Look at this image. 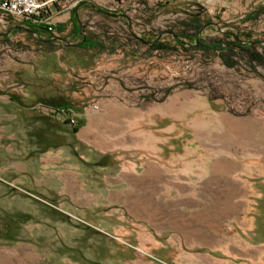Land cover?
<instances>
[{"label":"rangeland","instance_id":"rangeland-1","mask_svg":"<svg viewBox=\"0 0 264 264\" xmlns=\"http://www.w3.org/2000/svg\"><path fill=\"white\" fill-rule=\"evenodd\" d=\"M55 6V36L102 46L0 35V264H264V43L228 66L187 38L264 40V0ZM166 31L192 44L143 41Z\"/></svg>","mask_w":264,"mask_h":264},{"label":"trees","instance_id":"trees-1","mask_svg":"<svg viewBox=\"0 0 264 264\" xmlns=\"http://www.w3.org/2000/svg\"><path fill=\"white\" fill-rule=\"evenodd\" d=\"M72 14L74 15V17H72L73 20H76L78 21V17L76 15V12L75 10L72 12ZM24 24L26 27H30L32 28L33 30L36 31V34L39 35V32L37 29H41L43 31H45L46 33L49 34L50 37L52 36H55L54 32L56 29V27L54 25H52L54 31H49L48 30V26L46 25H42V24H32V23H22ZM188 25V30H193V33L191 35H189V37H187L188 35H184L186 36L187 38H190V39H193V43L195 44H198L200 46H204V47H207V48H212L214 49L215 51H219L220 52V55L223 56V52L225 51H228V50H234V49H239V50H248L252 47H254L253 45L251 44H247V45H244V44H241L239 43L238 41H236L235 39H232V40H225V39H220V40H217V41H214L211 43V46L209 45H206V44H202L201 41H200V37L198 38L197 40V35L199 33V30L201 28V20L199 17H195V18H192L189 23H187ZM81 30L82 34L80 35L79 34V31ZM74 38L73 39H80V40H83V43L78 45L79 47L83 48L84 50H93V49H97L99 47H101L102 43L99 42V41H96L95 39L91 38V37H88L83 29L81 28L80 29V22H79V25H77L75 28H74ZM176 34V37H174V41H176L178 44H181V45H184L183 47H186L189 45V44H192L190 42H184L181 38L183 37V35L179 34V33H175ZM191 36V37H190ZM165 45L162 44V43H159V42H156L154 43L153 47L155 49H163L165 48L164 47ZM224 58L226 64H228V66H233V64L226 58V57H222ZM47 106H53V107H56V106H61L64 108V106H72L71 103L69 102H65L63 101L62 99L60 98H55V97H51L49 102L46 103ZM43 119L44 120H48V117H45L43 116ZM66 122V121H65ZM82 123V122H81ZM68 124V123H67ZM45 125L47 126L48 125V122L46 121ZM79 128H80V125L78 126H73L72 127V130L74 133H77L79 131Z\"/></svg>","mask_w":264,"mask_h":264},{"label":"built area","instance_id":"built-area-1","mask_svg":"<svg viewBox=\"0 0 264 264\" xmlns=\"http://www.w3.org/2000/svg\"><path fill=\"white\" fill-rule=\"evenodd\" d=\"M60 0H0V27L8 26V19L17 22L42 24L48 26L49 31H54L52 27L53 11L51 8ZM94 108H98L94 105ZM62 113L68 114L69 124L75 126V113L62 109ZM66 121V119H64Z\"/></svg>","mask_w":264,"mask_h":264},{"label":"water","instance_id":"water-1","mask_svg":"<svg viewBox=\"0 0 264 264\" xmlns=\"http://www.w3.org/2000/svg\"><path fill=\"white\" fill-rule=\"evenodd\" d=\"M84 3H90V1H84V2H82L81 4H84ZM199 6H200L201 9L203 8V6H202L201 4H199ZM91 7H92L94 10H96V11H98V12H100V13L111 14V15L116 16V17L120 16L119 14H112V13H110V12H106V11H104V10L98 8V7H97L96 5H94V4H91ZM78 9H79V6H77V7L74 9L75 12H76V15H77V11H78ZM208 24H209L210 26H214L218 31L224 32V31L219 27V25H218L217 23H215V22H210V23H208ZM16 28H17L18 31L25 30V31L30 32L31 34H36V31H35V30H33V29L30 28V27H26V26H24V25L17 26ZM3 34H4V32H0V35H3ZM165 34H171L173 37H176V34H175L173 31H168V32L166 31V32H162V33H160V34L156 37V39L153 40V41H145V40H143V41L146 42L147 44L152 45V44L156 43V42L159 40V38H160L161 36L165 35ZM199 36H200V32L198 33L197 40H198ZM233 37H234V39H235L236 41H238L239 43L244 44V45H247V44H251V45H253V44H263V43H264V40H256V41H252V40H243L238 34H233ZM47 40H48V41H52V40H53V41H57V40H60V41L63 42V43H62L63 46H78V45L82 44L83 41H84V39H83V40L75 41V42H74V41H72V40H70V39H68V38L59 37V36H52L51 38H49V39H47Z\"/></svg>","mask_w":264,"mask_h":264},{"label":"flooded vegetation","instance_id":"flooded-vegetation-1","mask_svg":"<svg viewBox=\"0 0 264 264\" xmlns=\"http://www.w3.org/2000/svg\"><path fill=\"white\" fill-rule=\"evenodd\" d=\"M17 26H21V24H19V25H16V24H9L7 27H6V31H4V34L2 35V36H8V35H10V34H12V33H15V32H17ZM38 30V32H39V34H42V35H45V38L46 39H49V37H48V34L45 32V31H43V30H41V29H37ZM79 34L81 35L82 34V32H81V30L79 31ZM72 36V37H71ZM59 37H62V36H59ZM70 37L73 39L74 38V32H72V34L70 35ZM85 40V39H84ZM75 41V40H74ZM79 41H80V39H79ZM56 43H59V44H62L63 42L62 41H60V40H57V41H55Z\"/></svg>","mask_w":264,"mask_h":264},{"label":"crops","instance_id":"crops-1","mask_svg":"<svg viewBox=\"0 0 264 264\" xmlns=\"http://www.w3.org/2000/svg\"><path fill=\"white\" fill-rule=\"evenodd\" d=\"M149 1H153V2H155V1H162V0H149ZM56 7V6H55ZM95 113H94V111H91L90 113H87L86 115H85V118H86V123L87 124H93V123H96V120H98L99 118L100 119H103V117L102 116H97V115H94ZM104 117H106V115L104 116ZM97 130H98V133L101 131V128H100V126H97ZM81 131V128L79 129V131L78 132H80ZM77 132V133H78Z\"/></svg>","mask_w":264,"mask_h":264}]
</instances>
